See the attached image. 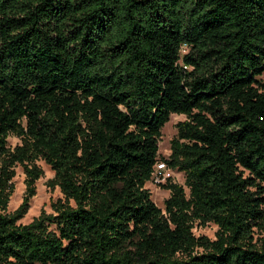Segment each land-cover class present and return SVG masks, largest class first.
<instances>
[{"label":"trees","instance_id":"1","mask_svg":"<svg viewBox=\"0 0 264 264\" xmlns=\"http://www.w3.org/2000/svg\"><path fill=\"white\" fill-rule=\"evenodd\" d=\"M263 72L264 0H0V264H264Z\"/></svg>","mask_w":264,"mask_h":264},{"label":"rangeland","instance_id":"2","mask_svg":"<svg viewBox=\"0 0 264 264\" xmlns=\"http://www.w3.org/2000/svg\"><path fill=\"white\" fill-rule=\"evenodd\" d=\"M185 50H182L184 53ZM261 81H264V72L259 77ZM182 115H170L168 121L160 130V137L157 141V159L155 165L161 163V159H165L169 154V141L175 135V125L177 122L183 121ZM17 143L16 139L9 138L7 144L9 147H13ZM36 165L40 168L42 174L34 183V194L27 203V210L23 217L18 220L17 224H27L33 218L37 217L40 212L48 214L49 203L57 198H60L57 188L50 189L47 187V182L52 178L53 174L49 168L41 161H37ZM155 165L153 169H155ZM165 180L168 179L170 183L183 186V175L180 172L174 170L165 169L163 171ZM24 175L20 167L14 168V177L12 179V192L8 198L6 213H12L21 203L24 195ZM164 181H156L150 179L145 183L144 188L150 194V200L159 209H162V203L167 198L168 192L159 187ZM185 190V189H184ZM186 192V190H185ZM215 227L213 225H206L204 227L195 226L192 229L194 236H204L208 239H213Z\"/></svg>","mask_w":264,"mask_h":264},{"label":"built area","instance_id":"3","mask_svg":"<svg viewBox=\"0 0 264 264\" xmlns=\"http://www.w3.org/2000/svg\"><path fill=\"white\" fill-rule=\"evenodd\" d=\"M165 169L167 168L162 162L155 165V169H153L151 173V179L156 181H165V177L163 176V171Z\"/></svg>","mask_w":264,"mask_h":264}]
</instances>
